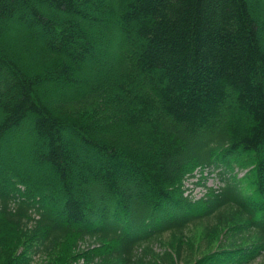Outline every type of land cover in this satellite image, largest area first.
I'll use <instances>...</instances> for the list:
<instances>
[{"label": "trees", "instance_id": "trees-1", "mask_svg": "<svg viewBox=\"0 0 264 264\" xmlns=\"http://www.w3.org/2000/svg\"><path fill=\"white\" fill-rule=\"evenodd\" d=\"M263 10L259 0H0V153L28 138L18 158L31 169H0V264H22L5 254L21 232L28 255L70 241L84 264H248L263 253ZM13 20L45 47L32 33L14 45ZM100 43L119 51L112 79L79 75ZM46 50L62 61L47 67ZM106 79L109 125L59 106ZM210 165L222 186L199 207L182 182ZM201 223L223 234L221 251L204 241L193 260L185 232Z\"/></svg>", "mask_w": 264, "mask_h": 264}, {"label": "rangeland", "instance_id": "rangeland-1", "mask_svg": "<svg viewBox=\"0 0 264 264\" xmlns=\"http://www.w3.org/2000/svg\"><path fill=\"white\" fill-rule=\"evenodd\" d=\"M111 2L112 0H107ZM264 7V0H259ZM261 19L264 20V10L261 12ZM5 28L10 29L11 32L17 37L18 39H13V44L18 46L19 40H24L26 37H30V35L35 34L34 37L39 40L38 46L42 48L45 47L47 39L43 37V35L36 29L28 28L21 24L19 21H10L4 24ZM34 32V33H33ZM32 33V34H31ZM263 43H264V35H263ZM29 47V46H27ZM30 49L32 47H29ZM32 50V49H31ZM32 53L33 50H32ZM119 51L115 49H109L105 44H99L96 48L94 56L92 59L87 61L86 67L81 70L79 75L85 76H92L95 78L101 71H105L107 73V78L112 79V73L115 70L114 62L115 57L118 56ZM46 59L42 62L47 66L51 67L55 64L60 63L62 60L58 58L57 55L51 54L50 51H45ZM31 63L34 65L39 64L36 59H32ZM42 71V70H38ZM110 75V77H109ZM102 80V81H94V85L90 90L84 93V95L79 99H73V102L67 103L65 101H61L59 106L62 109H65L69 113H78V115H83L86 117L91 116L92 114L95 115V121L98 124H103L104 126L109 125V115H110V105L114 102L112 91L114 89V83L110 82V80ZM49 90L55 91L56 96L62 90L57 86L48 87ZM67 89V93H62V98H70L72 94L70 93V89L68 86H65ZM72 98V97H71ZM44 102H49L52 104V99L44 98ZM113 114V113H112ZM105 117H108L105 120ZM28 139V138H27ZM27 139H22L20 141L10 140L7 145L2 146V152L0 153V169L3 168H14L13 163H17V166H22L25 170H31L29 168V162L24 160H19V155H22V152L25 147L29 146L30 142ZM27 140V141H26ZM9 147V149H8ZM42 176V174H40ZM45 177H35L34 179L37 183L41 184ZM210 184V181L208 182ZM24 188V187H23ZM29 191V189H27ZM25 191V188H24ZM194 194H196V199H198L202 193L200 189H196ZM201 205V204H198ZM205 223L198 224V226H194L185 232L186 239L189 241L191 240L193 246H188V250L191 252L192 259L199 258L203 255L204 251H202L203 246H205V242L209 244V249L207 250L208 253H217L218 250L221 251L219 247L223 234L220 235L218 238V232L213 230L209 232L207 229L204 228ZM231 232L228 230V233ZM22 237L18 238L15 242H10L7 244L8 250H5V254L9 255V257H16L18 261L22 264H84L83 259L80 256H77L72 246V242L67 241L64 245L59 247L53 254L51 255H38L32 254V252L28 255V251H31V248L25 247L24 244V236L21 232ZM171 239V238H170ZM170 239L167 238L168 241ZM226 241V239H225ZM225 243V242H224ZM202 247V248H201ZM159 251V248H156ZM186 260V259H184ZM184 264H187V261H183ZM248 264H264V252L255 255L253 259H251L250 263Z\"/></svg>", "mask_w": 264, "mask_h": 264}]
</instances>
